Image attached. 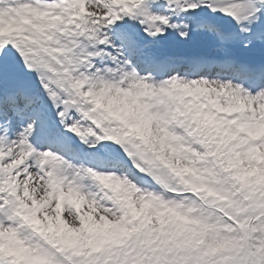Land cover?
Wrapping results in <instances>:
<instances>
[{
    "label": "snow or ice",
    "instance_id": "6c2138e0",
    "mask_svg": "<svg viewBox=\"0 0 264 264\" xmlns=\"http://www.w3.org/2000/svg\"><path fill=\"white\" fill-rule=\"evenodd\" d=\"M0 264H264V0H0Z\"/></svg>",
    "mask_w": 264,
    "mask_h": 264
}]
</instances>
